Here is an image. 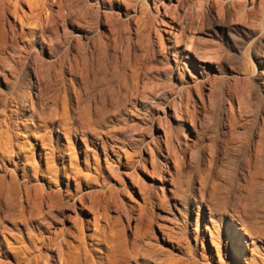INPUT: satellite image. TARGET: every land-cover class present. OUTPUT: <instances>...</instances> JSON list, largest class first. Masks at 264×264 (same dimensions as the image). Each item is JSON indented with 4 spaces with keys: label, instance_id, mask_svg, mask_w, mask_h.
<instances>
[{
    "label": "rangeland",
    "instance_id": "obj_1",
    "mask_svg": "<svg viewBox=\"0 0 264 264\" xmlns=\"http://www.w3.org/2000/svg\"><path fill=\"white\" fill-rule=\"evenodd\" d=\"M60 1L61 3H58ZM128 1L105 0V7L99 6V11L105 13V18L98 26L105 35L101 38L106 44V54L108 53L107 56L105 55L107 58L105 60L110 66L112 64L118 66L112 65L111 68L114 70L112 71L104 60L105 70L108 71H105V75L101 73L104 79L99 75L102 81L94 82L91 94L87 93L85 87L82 90L83 98L89 96L93 108L95 104L99 106L98 93L102 91V99L105 104V135H103L105 137V152L112 162L113 158L115 159L113 154L115 151H119L121 154L120 161L115 160L112 169L106 167L105 172L101 174L97 171L92 173V176H96L97 179L90 182V191L92 194L94 193L92 200H85L87 211L82 216L87 218L90 224L89 230L83 234L92 233L94 230L93 220L97 216L99 218L98 225L101 224L105 231L106 264H264V236L262 235L264 234V166L261 168L263 177L256 183L258 185L255 184L253 195L248 200L249 207L254 208L251 207L255 213V215L252 214L254 219L263 222V227L259 231L263 237H259L260 240H255L254 244L248 241L246 243L241 236L235 233L233 228L225 223L227 220L225 212L236 208L238 196L236 195V180L244 168L246 162L244 159L251 160L253 158L254 146L259 140L258 127L261 126L259 116L264 113V0ZM46 5L49 7H45ZM79 5L81 8L82 6L86 8L85 6L89 5L87 7L94 9L97 6L95 0H79V2L78 0H47L42 5L43 8L48 9H43L45 11L42 14L44 18H47L45 19L46 23L44 21L40 26L44 27L41 29H45L43 37L39 34L26 41L24 38L15 39L16 41L5 40L3 33L1 35L2 30H0V57L1 55L2 59L4 57V62L0 65V153L4 152L0 155V184L3 183L4 187V189L0 187L2 188V190L0 189V264H24L16 261L15 249L22 246L21 243L23 246H28V241L36 234L39 237L44 234L47 235L46 237H55L54 235L60 229L62 231L66 228L70 235L66 236L67 239L65 238V242L68 241V243L63 245L64 250L74 253V247L78 245L74 236L76 229L72 226L71 218L76 213L74 206L78 202L64 191L67 187L65 183L51 182V184H47L39 175L31 177L32 184L42 186L45 191L50 189L51 197L55 194L56 198L58 192L63 197L61 199L58 196V200L48 197L47 199L51 200H46L41 207V211L43 209L47 213L42 211V215H38L35 219L28 216V206H25L20 194H17L11 185H7L9 180H22L24 170L16 169L17 160L11 159L5 152V148L8 147V138L12 134L6 133L4 128L7 117L16 112L15 106L18 98L27 90V68L34 70L38 65L44 67L47 65L51 82L44 79L45 88L41 92L44 91V94L40 96L43 99L40 98L37 103L43 101L47 105L44 104L43 107L39 103L41 105L39 108L45 109L46 115L44 114L42 119L49 123L46 127L35 131L36 135L39 134L37 135L38 139L40 138L39 141L35 135L32 141L31 138L24 135L25 132L20 133V140H27L33 144L31 145L33 150L37 148L41 150V153L50 152L51 162L58 166L73 167L75 163H78L79 169L84 172L88 171L85 167L91 154L86 155L85 152H80L77 149L80 140L67 119V114L69 113V117L72 114V104L61 91L62 86L65 87L68 81L65 65L79 64L80 52L86 47L90 50L92 48L93 53L96 44V38H94L96 37V28L91 23V18L73 16L74 12L75 15L77 14ZM60 7L63 8L65 16L64 19L61 18L62 20L56 15L61 9ZM50 9L53 10L54 15L50 13ZM47 13L52 17L50 18L51 15ZM126 14H129V17H126ZM160 18L167 21L168 25L164 24L165 21H160ZM0 27H2L1 23ZM169 29L177 30L181 34L186 33V36L179 43L166 41L165 37L170 38L171 36ZM86 32L88 33L87 37H84L83 34ZM159 38L162 40V46L157 43ZM77 40L80 44H77ZM165 43H168V47ZM210 48L212 49L209 50ZM87 50L85 52H91ZM111 52L112 55H110ZM116 68L117 70H115ZM2 72H5L4 75ZM100 88L102 89L100 90ZM52 90H55L54 100L50 99ZM226 92H231L235 98L241 95L239 98L242 99V103L245 101L244 105L242 103L234 104V108L240 107L235 110L237 118L242 117L239 118L240 126L239 124L237 127L235 126L237 129H235V133L230 132L233 133L232 138L223 125L220 100L218 101L220 97L227 94ZM179 95L184 97H179ZM47 98L50 100L47 101ZM185 102H190L188 103L190 110L195 109L197 121L194 123V127L187 122L184 134H182L178 124L183 121L182 109L184 107L182 106L187 105ZM49 103L56 109L51 108ZM174 103L178 108L181 106L177 116L171 109L175 108ZM161 108H164V111ZM50 109H54L52 112L55 114ZM240 110H242L241 113ZM47 112H50V115ZM165 114L166 116H164ZM238 115L240 116L238 117ZM21 118L25 119V117ZM95 128H99V126L97 125ZM163 130L167 134L163 136L162 151L164 152V148L166 149L168 140L167 144L171 142L169 145H174V148H177H175L177 156L179 154L178 169L182 175V189L185 197L169 195L167 204L164 203L167 206L151 209L143 203L137 188L130 187L124 173L125 159L127 157L148 158L150 155L148 148L152 146L151 138L156 134L162 135ZM41 137L49 143L46 147H42L43 139ZM178 140L179 142L185 141L187 145H180ZM232 140L233 142H231ZM224 141H227V144ZM240 142L242 145H239ZM228 144L233 148L228 147ZM92 147H96L98 150L100 144L95 142ZM235 147L238 149H234ZM183 150L186 151L185 154H183ZM247 154L250 158L246 156ZM236 156H239L238 159ZM35 158L39 161L38 155H35ZM202 158H206L208 160L205 161L206 164H210L211 169H215L219 173L214 184L209 182L208 189L215 190L220 194V213L213 212L210 215L201 206L197 208L191 199L193 189L197 186L195 174L202 167ZM43 160L40 162L44 164ZM227 163L228 167H226ZM172 164L171 162L169 166L172 167L174 165ZM135 167H138V164H135ZM139 167L136 169L139 179L152 184V181L156 179L151 176L150 172L148 173L152 167L150 161H146V170ZM224 168H226L225 173ZM249 170L252 173L255 170L252 163L250 167V162ZM226 171L231 172V174L229 172L230 176H227ZM225 175L226 178H224ZM1 177L6 179L3 178V180ZM185 179L187 182L184 181ZM218 181H222V184ZM5 184L9 190L5 188ZM212 184L214 186L218 184V188L213 187ZM69 185L72 186V182H69ZM152 185L155 187V184ZM72 191L73 187L71 193ZM159 191L161 190L159 189ZM253 200L254 202H252ZM50 202L53 207L51 209ZM68 202L73 204L66 208L70 204ZM57 204L60 207H57ZM45 205L50 210L46 209ZM20 206L23 209L22 212ZM115 235H118L116 239ZM85 241L82 240L86 243ZM96 241L98 239L94 240V242ZM116 241L121 242L122 245ZM118 245L120 246L118 247ZM72 248L74 250H71ZM97 251L101 252L98 249ZM226 252H228L227 256H225Z\"/></svg>",
    "mask_w": 264,
    "mask_h": 264
},
{
    "label": "bare ground",
    "instance_id": "obj_2",
    "mask_svg": "<svg viewBox=\"0 0 264 264\" xmlns=\"http://www.w3.org/2000/svg\"><path fill=\"white\" fill-rule=\"evenodd\" d=\"M46 1L45 0H0V23L2 26V27H0L1 28L0 30H2V32L1 31L0 32H1V35L3 33L4 39L5 40H8V39H10V40H15V39L21 40V38H24V40L26 41V40H29V38L36 37L39 34L41 37H43V32L45 29H41L44 27H40V26H41V23L44 22L45 19H47V18H44V16L42 15L43 11L48 10L45 7H49L47 5L44 8L42 7V5L44 3H46ZM125 1L126 0H124V1L122 0V2H125ZM78 2H79V0H78ZM58 3H61V1ZM95 3L97 5L95 9L93 7H91V8L87 7L89 5L85 6L86 8H83L84 6H82V8H81V5H79L78 7H80V8L78 9L77 14L75 15V12H74V15H73V16H77L80 18L81 17L83 18L85 16L86 17L88 16L89 18H91L90 21L93 24L94 28H96V33H95L96 37H94V38H96V44L94 42L95 47L92 44L94 47L93 48L94 51L92 53V51H91L92 48H91V50L87 48L89 51H91V52L87 53V52H85L87 50L85 47L84 50L85 49L86 50L85 51L83 50L84 52L83 51L80 52L81 57H79V58H81V59H80L79 64L76 63V65H73V66L70 64L65 65L66 66L65 74L68 75V78H67L68 81L66 82V86L65 87L62 86V89H61L63 94L66 96L67 100L72 104V108H71L72 114L70 113L71 114L70 117L68 116L69 113L68 112H66V113H68L67 114L68 122L72 125L73 129L76 132L75 135H77V137L80 140V143H78V145H77V149L80 152H85L86 155L91 154L90 155L91 158L89 159V161L87 162V165L85 167L86 169H88L89 172L88 171L84 172L81 169H79L78 163H75V165L73 167H67L65 165L58 166L54 162H51V159L49 158V156L51 154L50 152H46V153L42 152L41 153V150L37 149V148L36 149L34 148V150H33V148L31 147V145H33V144H31L27 140H22V139L20 140V137H21L20 133L21 132H25L24 135H27L28 138H31L32 141L35 138V137H33L34 135L38 139L39 136H37V135H39V134L36 135L35 131H37V129H41L43 127H46L49 123V122L44 121L42 119L45 112H46L45 109H43L45 103H43V101H39V103L41 105H43L42 108H39L41 105H39V103H37V101L40 98H42V97H40L41 94H44V91H43V93H41L42 90H44V88H45L44 84L46 82L44 83V79H46L48 82L50 81V75L47 71L48 70L47 65H45L46 67H44L43 65L42 66L38 65V67L35 66L37 68H34V70L27 68V72H26L27 76H28L27 90L23 94H21L19 92L21 95L18 98V102L15 106L16 112L13 113L12 115H9L7 117V120L5 121V128H4L5 130L4 131L6 133L10 132L12 134V136L10 135L8 138V145H7L8 147L4 145L5 147H7V148H5V152H6V154H8V156L11 157V159L15 158V160H17V162L15 163L16 169L19 168L21 170L22 169L24 170V174H23L24 177L22 180H20V181H18L16 179L9 180V183L7 182V185L8 184H9L8 186L11 185V188L15 189L17 194H20V197H21L22 201L25 203V206L26 205L28 206V208H27V209H29V210H27L28 216L30 218L35 219V217H38V215L39 216L42 215L41 212L46 211V210L42 209V211H41V207H43L46 200H51V199H47V198L48 197H50V198L54 197L55 198V194L51 197L52 194L50 195V191H51L50 189L45 191V189L42 186H38V185L36 186L35 184L31 183V179H32L31 177L33 175H39L41 177V179L44 182H46L47 184H51V182H56L58 184L65 183L67 185V187L65 188L64 191L68 195H70L71 198H73L76 202H78V204H76V206L73 205L76 213H74V215L71 217L72 223H73L72 226H74V228L76 229V235H74V232L72 234L75 236V241H77V243H78V245L74 247L75 248L74 253L72 251H68V250L65 251L63 248V245L66 242L68 243V241L65 242V238L67 239L66 236L70 235L68 229L65 228V229H62V231L60 229V231H59L60 233L57 232L58 233V234L56 233L57 235L54 233L55 237H46L47 235L45 236V234H44V236L39 237L38 234H36L34 237L30 236L31 239L28 241V246H26V245L23 246V243H21L22 246H19L18 249H15V247H14L15 258H16V261L18 263L23 262L24 264H106L105 263V242H104L105 231H104L101 224H100V226L98 225L99 224V221H98L99 218L96 216L93 220L94 230L92 231V233L91 234H89V233L83 234L84 232H87L89 230V224L90 223H89V220L87 218L82 216V214L86 213V211H87L86 205H85L86 204L85 200L93 198L92 195H94V193L92 194L90 191V188H91L90 182L92 180H96L97 178H96V176H92V173L97 171L99 174H101L102 172H105L106 167L109 169L110 168L112 169L113 165L115 164V160L120 161V158H121L120 152L115 151V153H113L115 155V159L112 157L114 160L112 162L109 160L108 154H106L107 152H105L106 151L105 150V137L103 136V135H105V127H104V125H105V104H104V101L102 99V91L100 93H98V98H99L100 104H99V106H96V104H95L94 108L91 106V103H90L91 99L89 98V96L85 97V98H83V96H82L83 95L82 90L85 88H86V91H88L87 93L91 94L92 90L94 89L93 88L94 82L99 81L101 79L99 75H101V77H102L103 76L102 74L105 75V71H107V70H105L104 65L108 64L107 66H110L109 63H107V61L105 60V59H107V58H105V55L107 56V54H108V53L106 54V50H107L106 44H104V41L101 39L105 35H103V33L100 31V28H98V26H100V24L102 23L101 20L105 18V13H101L98 8H99V6L105 7V0H95ZM70 4H71V2H70ZM56 5H58V4H56ZM70 7H71V5H70ZM43 9H45V10H43ZM62 9L63 8L59 9L58 13L56 14L58 16V18H60V19L61 18L64 19V17H65ZM50 13L52 15H54L53 10H51V9H50ZM47 14H49V13H47ZM51 14H49V15H51ZM52 15L49 17L51 18ZM126 17H129V14H126ZM84 20H86V19H84ZM73 21L75 22V20H73ZM76 21H78V20H76ZM160 21H163V19L160 18ZM51 22H52V20H51ZM44 23H46V21ZM53 23H54V20H53ZM164 24L168 25L167 21H165ZM49 28H51V27H49ZM86 34H88V33L86 32L83 34L84 37L86 36ZM169 34H171V36L169 35L170 38L165 37L166 41H170V42L173 41V43L181 42L186 36V33L181 34V32H177V30H173V31L170 30ZM78 40H79V38H78ZM78 40H77V42H78L77 44H80V42H79L80 40L79 41ZM157 43H159L160 46L163 45L162 40L160 38L158 39ZM165 45L168 47V43H165ZM86 46H87V44H86ZM211 49L212 48H210L209 50H211ZM110 55H112V52ZM116 57H117V55H116ZM112 58H114V57H112ZM77 60H75V61H77ZM104 60H105L106 64L104 63ZM3 62H4V57L2 59V55H1L0 65H2ZM113 62H114V59H113ZM71 64H73L72 61H71ZM74 64H75V62H74ZM111 66H110V69L112 70ZM113 66L117 67L118 65L115 64ZM2 68L3 67L1 66V69ZM30 68H32V67H30ZM106 69H107V67H106ZM115 70H117V68ZM112 71H114V70H112ZM112 71H110V73ZM0 72H1V70H0ZM4 73L2 72L3 75H4ZM123 73H125V72H123ZM115 74H116V72H115ZM6 78H7V76L5 77V79ZM102 78L104 79V77H102ZM100 81H102V80H100ZM19 85H21V84L19 83ZM101 89L102 88H100V90ZM61 91L59 92L60 94L62 93ZM22 92H24V91H22ZM103 92H104V90H103ZM231 92H228V93L226 92L227 94L220 97L218 99V101L220 100V108H221V113H222L223 125L226 127L227 132L229 131V136L232 138L233 133H230V132L235 131L237 125L240 123L239 118L242 117V116L238 115V117L239 116L240 117L237 118L235 110H237V108H240V107L234 108V104L238 103L240 105V103H242V99H240L241 95H239V96L236 95V96H238V98L237 97L235 98V96ZM17 93H18V91H17ZM54 94H55V90H52L51 98H50V96H49V98L54 100ZM56 94H57V92H56ZM47 95H49V94H47ZM182 95H179V97ZM103 96L105 97V95H103ZM182 97H184V96H182ZM49 98H47L46 100L49 101L50 100ZM93 98H94V96H93ZM185 98L188 100V98L186 96H185ZM242 98H244V97H242ZM94 100H96V99L94 98ZM94 100H93V102H94ZM97 101H95V102H97ZM173 102H174V100H173ZM175 103L173 105V106H175V108H171V109H173V114L175 116H177L178 109L181 106L178 108V106H176ZM188 103H190V102H188ZM188 103H186L187 104L186 106L185 105L182 106V107H184L182 109L183 121L179 122V124H178L179 130L182 134H184L185 125L187 122L191 123V125H193V127H194V123H196V121H197V114L194 111L195 109L190 110ZM244 103H245V101H244ZM244 103H242V104L244 105ZM49 104H50L51 108L56 109L55 107H52L51 103H49ZM177 104H179V103H177ZM181 105H182V103H181ZM190 106L192 107V105H190ZM193 107H195V106H193ZM54 109L53 110L50 109V111L52 112V111H54ZM93 109H95V110H93ZM47 110H49V109H47ZM179 111L181 112V110H179ZM241 111L242 110H240L239 112L241 113ZM57 112H58V110H57ZM239 112H238V114H240ZM47 113H49V115H50V112H47ZM53 114H55V113H53ZM242 114H243V112H242ZM20 116L25 117V119L21 118ZM164 116H166V114ZM259 117H260L261 126L258 127L259 132L256 131V132H258L259 140L256 139V140H258V142H257L256 146H254L255 147L254 148L255 153L252 154L253 158L251 157L252 158L251 160L244 159L246 161L244 168H242V172L240 171L239 177L236 180L237 181V185H235V187L237 186L236 195H238L236 198V201H237L236 202V208H234V210L230 209L229 211L225 212V214L227 216V220L225 223L228 224L230 228H233L235 230V233L238 236H241L243 241H245V242L248 241L251 244H254L255 240H260L259 237L264 236V234H262L263 236H261L259 233L260 229L264 225L263 222H259L256 219H254V217H253V215H255V213H253L254 208L251 206L253 208L252 209L248 205V203H250V202H248L249 197L253 195V192H254L253 190H254V188H256L255 184L258 183V180L260 178H262L264 175V174L261 175L262 174L261 168H262V166H264V128H263L264 113H263V115H261ZM50 119H52V118H50ZM47 120H49V119H47ZM241 121H242V119H241ZM97 125L99 126V128H95ZM239 126H240V124H239ZM91 133H93V134H91ZM166 134H167L166 131H164L162 135L156 134L153 138H151L152 139V142H151L152 146H150L148 148V150H150V155L148 158L147 157H140V159L139 158H133V157H127L126 158L125 156L127 155V153L124 156L126 158L125 159L126 160V167H125L124 173H125V176L128 178V183H129L130 187L132 189L137 188L139 194L141 195V197L143 199V203L151 209L153 207H155V208L156 207H163L165 204H167V198L169 197V195H175L176 197H181V198L185 197L184 196L185 193L182 189V181H183V180H181L182 175L179 171L180 169H178V162H179L178 156H179V154L177 156V153L175 150L176 147L174 148V145H172V144L169 145V143H171V142H169L167 144L168 140L166 139L167 140L166 146H165L166 149L164 148V152L162 151V146H163L162 142L164 141L163 136ZM241 134H242V132H241ZM237 135H238V133H237ZM165 138H167V137L165 136ZM183 138H185V137H183ZM41 139H43L42 147H46L49 143L45 142V138L41 137ZM39 140H40V138L38 139V141ZM225 140H227V139H225ZM95 142H96V144H100V149L97 150L96 147H92V145L93 146L95 145ZM178 142H179V140H178ZM231 142H233V140ZM179 143H180V145L181 144L184 146L187 145V143L185 141H182ZM225 143L227 144V141ZM225 143H224V145H225ZM231 145H233V144H231ZM239 145H242V143ZM229 146L230 145L228 144V147ZM120 147H122V146H120ZM230 147H232V146H230ZM225 148L227 149V147H225ZM236 148L237 147H235L234 149H236ZM3 150H1V151H3ZM153 150H154V152H153ZM223 151H224V149H223ZM155 152H157V153H155ZM2 153H4V152H2ZM2 153H0V155ZM44 153L46 155H45L44 160H43V154ZM124 153H125V151H124ZM185 153H186V151L183 150V154H185ZM223 154H224V152H223ZM35 155H38L39 161L35 158ZM246 156H248V154ZM232 157H233V154H232ZM238 157L239 156H236V159H238ZM53 158H54V156H53ZM225 158H227V157H225ZM248 158H250V156H248ZM229 159H227V160L229 161ZM40 160H43L44 164L41 163ZM148 160L150 161L152 167H151V169H149L150 171H148V170L147 171H148V173L150 172L151 176L156 179V180L152 181L153 182L152 184H155V187L152 184L147 183V182L139 179L138 172L136 170V169H138L139 166H140L139 168L145 169L146 161H148ZM242 160H243V158H242ZM205 161L207 162L208 160L206 158H202V163H201L202 167L195 174L197 186L194 187V189H193V192L191 194V199L197 208H199L201 206L204 210H206L211 215L213 212L220 213V205H221L220 204L221 198L219 199L220 194H218L217 191H215V190H209L208 189V187L210 186V183H213V182L215 183V179L218 177L219 173L215 169L212 170L210 167V164H206ZM230 161H231V159H230ZM171 162L174 164V165L172 164L173 165L172 167L169 166ZM249 162H250V167H251V163H252L253 168H255V170H253V173L251 170H249ZM208 163H210V162H208ZM222 163L223 162L221 161V164ZM228 163L226 164V167H228L227 166ZM135 164H138V167H135ZM219 166H220V164H219ZM232 166H234V165H232ZM229 168H230V166H229ZM221 169L223 171L222 167H221ZM225 169L226 168H224V173H225ZM230 171H226L227 176L228 175L230 176V174H231ZM229 172H230V174H229ZM224 173L222 172V174H224ZM3 178L6 179L5 177H3ZM13 178H14V176H13ZM224 178H226V175ZM184 181H186V179ZM225 181H226V179H225ZM69 182H72V186L69 185ZM218 182L221 183L222 181H218ZM2 184L3 183L0 184L1 185L0 187H3ZM225 184H227V183H225ZM225 184H223V186H225ZM217 185H215V186L217 187ZM256 185H258V184H256ZM8 186H6V184H5V188ZM215 186L213 185V187H215ZM70 187H71V189L73 187L72 193H71ZM221 187H222V185H221ZM0 189L2 190V188H0ZM3 189H4V187H3ZM6 189L9 190V188H6ZM159 189L161 191H159ZM222 189H225V188H222ZM53 190H55V189H53ZM216 190H218V189H216ZM224 191H226V190H224ZM11 193H12V190H11ZM53 193H55V191H53ZM56 195H58L61 199H63L62 195H60V192H58ZM58 196L56 197L57 200L59 199ZM254 197H252V198H254ZM57 200H56V202H57ZM10 201H12V200H10ZM250 201H251V198H250ZM15 202H17V201H15ZM53 202L55 203V201H53ZM70 202H68V203H70ZM252 202H254V200ZM47 203H49V201H47ZM60 204H61V202H60ZM71 204H73V203L68 204L66 208H68V206ZM62 205H63V202H62ZM15 206L17 207V205H15ZM22 206H23V204H22ZM45 206L44 207L46 209H49V208H47V205H45ZM58 206H59V204H57V207ZM65 206H66V204H65ZM73 206H70V207H73ZM165 206H167V205H165ZM256 206H257V204H256ZM54 207H56V205ZM19 208L21 209L22 207L20 206ZM51 208H53V207H51V202H50V209ZM87 208H88V206H87ZM62 209H64V208H62ZM22 210L23 209H21V212H22ZM52 211H51V214H52ZM45 213H47V211ZM51 214H49V215H51ZM34 219H32V220L34 221ZM261 221H262V219H261ZM104 228H105V225H104ZM263 230H261V231H263ZM117 236L115 237V239L117 238ZM84 239H86V240L88 239V240L85 241ZM93 239L94 240L98 239V241L94 242ZM115 239L113 240L114 242H115ZM263 239H264V237H263ZM27 240H28V238H27ZM82 240L85 241L86 243L82 242ZM113 243H112V245H113ZM119 244L122 245L121 242H119ZM120 245H118V247ZM115 246H117V245H115ZM74 248H72L71 250H74ZM96 248L98 250H101V252L97 251ZM117 250H119V249L117 248ZM131 250L133 251V248ZM136 253H138V252H136ZM150 255H151V253H150ZM227 255H228V252H226L225 256H227ZM147 257H148V254H147ZM3 261H1V262H3ZM6 262H7V260H6ZM106 262H108V261H106ZM4 264H10V263H4Z\"/></svg>",
    "mask_w": 264,
    "mask_h": 264
}]
</instances>
